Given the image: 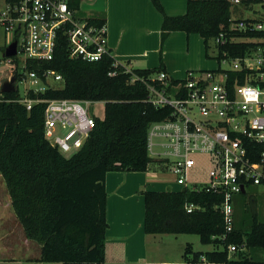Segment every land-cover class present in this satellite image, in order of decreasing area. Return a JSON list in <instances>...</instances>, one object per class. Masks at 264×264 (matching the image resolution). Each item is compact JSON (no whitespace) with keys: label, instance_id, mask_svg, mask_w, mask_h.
I'll list each match as a JSON object with an SVG mask.
<instances>
[{"label":"trees","instance_id":"trees-1","mask_svg":"<svg viewBox=\"0 0 264 264\" xmlns=\"http://www.w3.org/2000/svg\"><path fill=\"white\" fill-rule=\"evenodd\" d=\"M162 15L161 43L169 33L196 34L205 48L209 41L225 32L229 25L228 0H186L182 16H167L158 0H150ZM80 0H72L78 11ZM105 25L103 18L87 19ZM246 45H228L243 53ZM67 38L57 35L51 61H25V71L40 79L43 91L27 89L21 96L16 86L0 93V175L11 199L14 214L26 239L40 247L38 262L55 264H104L106 198L104 179L109 172L145 173L151 162L146 141L148 126L169 115L147 100V81L158 69H136L132 74L123 65L113 66V58L96 62L70 59ZM14 82H21L18 61L11 58ZM53 71L61 77L52 86L43 76ZM114 73L113 76L109 74ZM32 100L30 110L20 103ZM77 100L103 103V117H95L93 131L82 148L70 157L62 156L44 138L46 101ZM143 231L146 235H196L201 245L222 249L182 254L186 264H264V221L258 206L240 199L248 219L235 220L234 233L226 242L223 220L215 207L221 197L204 190L143 193ZM186 204L200 207L187 213ZM244 225L246 228L244 229ZM259 249L262 260H233L226 246Z\"/></svg>","mask_w":264,"mask_h":264},{"label":"built area","instance_id":"built-area-1","mask_svg":"<svg viewBox=\"0 0 264 264\" xmlns=\"http://www.w3.org/2000/svg\"><path fill=\"white\" fill-rule=\"evenodd\" d=\"M72 0H0V34L16 41V55L26 60L51 61L57 35L67 38L70 59L96 62L111 57L106 26L93 25L77 17ZM230 9L240 7L250 14L229 19L225 32L213 38L217 64L207 71H187L181 80L159 71L144 81L147 102L169 115L148 126L146 148L152 163L162 166L170 182L182 188L219 195L215 210L221 215L226 242L234 233L238 199L254 202L264 221V0H228ZM246 45L243 53L223 49ZM12 64L11 58H3ZM1 62V60H0ZM119 65L113 60V66ZM15 66V65H14ZM126 73L137 79L132 71ZM34 92L43 91L33 72H21ZM113 76L114 73L109 74ZM43 76L53 82L61 77L53 71ZM30 110L34 103L22 99ZM98 102L77 100L46 101L43 135L46 141L68 158L82 148L94 128L95 116L88 109ZM208 157L211 169L208 184L188 185L194 157ZM152 175H157L152 172ZM243 191V192H242ZM187 213L200 207L186 204ZM228 253L237 250L226 246Z\"/></svg>","mask_w":264,"mask_h":264},{"label":"crops","instance_id":"crops-1","mask_svg":"<svg viewBox=\"0 0 264 264\" xmlns=\"http://www.w3.org/2000/svg\"><path fill=\"white\" fill-rule=\"evenodd\" d=\"M158 2L167 16H182L186 12V0ZM78 8L88 17L104 19L111 57L131 71L158 69L178 81L187 71L215 69V51H205L207 47L196 34L171 32L161 43L162 15L150 0H80ZM2 49L4 53L5 45ZM12 79L3 82L0 93L7 86L14 89ZM145 173L109 172L105 176L108 227L104 264H178L155 258L147 251L146 238L153 235L143 231V193L164 188L148 180ZM39 257L40 247L26 239L0 175V264H55L38 262Z\"/></svg>","mask_w":264,"mask_h":264},{"label":"rangeland","instance_id":"rangeland-1","mask_svg":"<svg viewBox=\"0 0 264 264\" xmlns=\"http://www.w3.org/2000/svg\"><path fill=\"white\" fill-rule=\"evenodd\" d=\"M85 12V11H84ZM230 13L234 18H245L249 17L250 14L247 12V10H244L240 7H232L230 9ZM87 13H82L78 10L77 17L80 19H88L92 17H88L86 15ZM12 37L10 35H3L0 34V86L3 84V82L7 79H12V68L14 67L13 63L9 64L7 60H3L2 53H3V45L5 47L8 46L10 40ZM205 48V47H204ZM209 49V53L214 50V44L212 41H209L207 48L205 51ZM213 51V52H214ZM23 56L18 55L16 57L18 64V73L24 72L22 69V61ZM216 67V63L213 62ZM13 81V79H12ZM49 84L52 86H58L57 83L53 82L52 80H48ZM15 83V82H14ZM16 88L18 89V92L21 96H24L25 92L28 88H30V84L27 81H21L15 83ZM42 86V85H41ZM43 87V86H42ZM103 103L98 102L95 105H91L88 109V112L90 115H93L98 118L103 117ZM208 157L204 155H198L194 157L195 166L189 171L188 174V185L192 187L194 184L197 185V188H202L205 185L208 184V172L211 169V165L209 164ZM162 166H157L155 163H150L148 165V172H147V178L151 182H156L157 186L163 187L164 191L173 190V191H179L183 188L181 186H177L175 183H171L172 180L171 176L165 171H163ZM152 172H156L157 175L153 177ZM159 183V184H158ZM156 187V184L154 185ZM159 187V188H160ZM162 192V191H157ZM240 199H238L239 205L237 204V207L235 208V218L236 220L240 219H248V216L244 214L242 211V208L240 207ZM260 214V213H259ZM260 219H262L261 214L259 215ZM244 229L246 228V225L243 226ZM146 248L148 253H152L153 257H157L158 259H167L170 262H175L178 264L184 263L182 259V254L186 252L188 249L190 253L194 252H207V251H213V250H221L222 246H213V245H201L199 243L198 237L196 235H185V234H179V235H170V234H163V235H154L149 236L146 238ZM229 256L233 260H244L247 259L249 261H259L262 260V251L259 249H237L233 254L230 253ZM186 264V263H184ZM207 264V263H203Z\"/></svg>","mask_w":264,"mask_h":264},{"label":"water","instance_id":"water-1","mask_svg":"<svg viewBox=\"0 0 264 264\" xmlns=\"http://www.w3.org/2000/svg\"><path fill=\"white\" fill-rule=\"evenodd\" d=\"M16 55V41L12 42L10 45H8L3 53L4 58H12ZM12 87L7 86V88H3L2 92H8L11 91ZM243 192V191H242Z\"/></svg>","mask_w":264,"mask_h":264}]
</instances>
